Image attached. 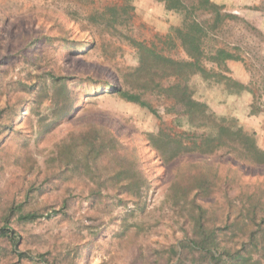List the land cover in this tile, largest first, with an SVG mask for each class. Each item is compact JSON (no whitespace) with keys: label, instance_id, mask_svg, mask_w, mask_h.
Segmentation results:
<instances>
[{"label":"rangeland","instance_id":"rangeland-1","mask_svg":"<svg viewBox=\"0 0 264 264\" xmlns=\"http://www.w3.org/2000/svg\"><path fill=\"white\" fill-rule=\"evenodd\" d=\"M214 1L223 4L232 16L209 33L205 50L211 54L223 48L239 59L228 60L223 67L209 60L203 64L245 88L233 92L235 87L227 89L200 75H195L190 84L199 100L255 134L264 148V0ZM133 3L135 9L126 21V14L115 18L108 10L121 7V0H0V108L9 97L10 108L25 111L19 119H0V225L10 205L22 204L25 210L38 209L42 214L24 224L12 219L21 240L15 245L0 239V264H167L165 249L179 242L183 229H188L182 219L185 209L176 208L168 197L176 175L197 166L228 175L238 188L235 192L262 187L264 167L246 165L223 151L186 155L167 169L159 165L147 134L164 129L182 135L190 129L179 124L182 107L173 99L157 91L131 88L130 73L138 65L132 41L154 45L177 60L188 59L172 31L181 24L182 15L167 12L154 0ZM47 71L119 83L141 94L154 110L118 94L103 90L95 93L99 85L83 82L74 86L83 99L80 113L39 134L40 116L30 111L33 95H19V89L21 81H31L38 75L47 77ZM173 82L174 77L161 80L163 86ZM50 104L46 99L39 110L44 115L51 113L47 110ZM51 117L45 119L46 124ZM93 126L101 129L97 135L108 132L117 137L151 179H155L153 173L164 175L163 179L152 180L151 189L143 195L144 210L138 208L135 197L116 195L115 190L92 196L95 181L85 164L77 171L59 175V152L64 141L93 134ZM75 155L70 153L68 157ZM103 172L97 175L104 177L108 170L104 168ZM64 197L69 198L71 206L62 212L60 201ZM24 252L29 258L19 260L17 254Z\"/></svg>","mask_w":264,"mask_h":264},{"label":"trees","instance_id":"trees-1","mask_svg":"<svg viewBox=\"0 0 264 264\" xmlns=\"http://www.w3.org/2000/svg\"><path fill=\"white\" fill-rule=\"evenodd\" d=\"M121 1V7L108 10L115 18L126 17L127 21L130 12L135 9L134 0ZM154 1L163 4L167 12L182 15L181 24L172 27V31L188 56V59L177 60L164 55L154 45L136 39L132 41L137 49L138 65L130 73L131 88L157 91L173 99L182 107V120L179 119V124H186L190 129L182 135H172L164 129L147 134L148 143L156 153L159 165L167 169L186 155H214L223 151L246 165L264 167V148L259 145L256 135L226 116L214 112L206 102L195 96L190 84L195 75H200L205 81L224 84L227 89L235 87L233 92L245 88L241 82L223 72L210 71L203 64L204 60H209L218 67H223L228 60L239 59L238 55L223 48L208 54L204 47L209 33L220 28L232 15L225 12L223 4L214 0ZM124 14L126 15L123 17ZM169 77H174L175 82L163 86L161 80ZM29 80L21 81L19 95H33L29 99L32 104L30 111L31 114L40 116L39 134L50 132L58 122L70 120L80 113L83 99L74 86H81L83 82L91 86L99 85L95 93L103 90L118 94L129 102L154 110L148 101L143 100L141 94L108 80L98 81L99 79L92 77L85 78L78 74L70 76L52 71H47V77L38 75ZM46 99L51 101L47 108L51 113L44 115L39 109ZM10 100L6 97L5 106L0 108L1 120L13 117L19 119L21 111L25 112L10 108ZM16 103L20 104L19 101ZM50 116L49 124H46L45 119ZM195 129L201 130V133H197ZM92 130L93 134L64 141L59 152L62 160L59 175L77 171L85 164V168L93 173L90 175L92 181H95L90 192L92 196H100L103 190H115L116 195L135 197L138 208L144 210L146 202H143V195L151 189L152 180L163 179L164 175L153 173L155 179H151L140 161L128 154L127 147L117 137L108 132L97 135L101 129L96 126ZM70 153L71 156L76 154V157H68ZM103 167L108 170L104 177L97 175V172H103ZM96 180L99 181L96 183ZM233 182L228 175L224 177L218 171L211 172L197 166L182 176L174 177L168 197L173 199L176 208L185 209L182 219L188 229H183L184 236L179 242L165 249L167 264H263L264 183L262 187L256 186L252 191L235 192L238 188L233 186ZM212 201H216V204ZM60 205L62 212H65L71 202L68 197H64ZM41 216L38 209L25 210L22 204L10 205L1 218L3 225H0V239H7L17 245L21 234L12 225V219L15 217L17 223L24 224ZM17 255L19 260L29 258L25 252Z\"/></svg>","mask_w":264,"mask_h":264}]
</instances>
